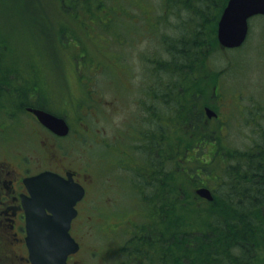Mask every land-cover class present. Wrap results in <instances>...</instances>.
Instances as JSON below:
<instances>
[{
    "label": "trees",
    "instance_id": "1",
    "mask_svg": "<svg viewBox=\"0 0 264 264\" xmlns=\"http://www.w3.org/2000/svg\"><path fill=\"white\" fill-rule=\"evenodd\" d=\"M55 1L63 10L76 9L72 16L79 26L101 39L129 73L136 66L137 43L146 39L151 44L149 54L141 56L146 83L139 88L148 97L136 104L150 107L154 122L132 119L120 138L124 157L136 161L122 166L129 171L124 179L127 204L117 205L112 215L121 219L106 225L111 246L105 247L104 259L112 264H264V76L243 68L237 57L231 63L223 61L230 56L219 55L217 21L227 0ZM68 29L63 27L59 41L77 70L94 68ZM260 37L256 49L261 57L264 24ZM1 69L0 109L7 108V116L10 109L44 108L41 98L25 105L29 92H22L16 79L7 81ZM228 76L240 91L225 115L227 124L218 121L219 105L211 99L233 88ZM40 87L30 93L47 95ZM205 106L217 118L206 117ZM239 125L253 126L258 134L244 147L220 133L223 126ZM116 142L105 144L113 150ZM138 151L143 155L136 157ZM198 186L212 190L211 201L195 193Z\"/></svg>",
    "mask_w": 264,
    "mask_h": 264
},
{
    "label": "rangeland",
    "instance_id": "2",
    "mask_svg": "<svg viewBox=\"0 0 264 264\" xmlns=\"http://www.w3.org/2000/svg\"><path fill=\"white\" fill-rule=\"evenodd\" d=\"M77 12L72 8L63 10L55 0H0V69L6 70L1 75L7 81L16 79L13 83L19 85L22 92H29L25 105H33L41 98L42 109L63 117L70 127L68 135L57 137L36 122L35 116L25 107L10 109V116H7V108L0 109V168L3 170L0 184L10 183L9 180L13 184V190L0 186V201L6 202L3 207L12 203L8 200L19 189L13 179L20 174L24 176L46 168L75 171L77 180L88 190L78 203L79 217L70 230L81 248L71 256L69 264H112L104 259L105 247L111 246V239L105 236L106 225L121 219L112 214L117 211V205L127 204L124 179L129 171L122 166L136 161L134 157H130L131 161L124 157L120 138L132 125V119L138 118L139 124L142 120L144 125L154 122L151 108L136 104L148 97L144 94L146 90L142 92L139 88L143 80L146 83L141 71V56L149 54L150 43L146 39L137 43L136 66L129 73L124 65L113 59L112 50L103 48L101 39L88 35L79 26L72 16ZM79 13L85 14L83 10ZM263 24L262 17L253 16L245 41L248 47L245 42L244 47H238L241 48L239 51L221 46L219 55L230 56L223 61L233 63L237 57L243 68H254L256 75L264 76V56L261 54L260 57L256 49ZM63 27L70 28L66 32L73 41L81 44L82 52L89 55L94 68H87L84 73L77 70L69 49L59 41ZM104 68L106 72H102ZM239 75L243 76V69ZM38 78L41 83L36 82ZM226 82L233 88H227L223 95L213 96L211 101L217 100L219 105L216 108L218 121L228 124L225 115L231 113L240 89L231 76ZM39 87L47 95L30 93V88L36 90ZM3 102L8 106L6 101ZM220 133L227 135L228 141L243 147L251 142V136L258 135L253 126L247 125L226 129L223 126ZM116 140L117 148L113 150L105 144ZM143 153L138 151L135 155L142 156ZM8 170H14L15 174H5ZM12 218L13 214L7 215L9 222ZM12 232L13 229L0 224V264H26V252L11 238Z\"/></svg>",
    "mask_w": 264,
    "mask_h": 264
},
{
    "label": "water",
    "instance_id": "3",
    "mask_svg": "<svg viewBox=\"0 0 264 264\" xmlns=\"http://www.w3.org/2000/svg\"><path fill=\"white\" fill-rule=\"evenodd\" d=\"M264 15V0H227L217 21L216 37L220 46L233 49L243 45L249 33V19ZM25 109L58 136L69 132L63 117L43 109L27 106ZM208 118L217 113L204 108ZM73 172L65 176L43 170L23 179L26 194H21L25 213V243L30 264H68V256L77 252L79 243L70 233L71 222L77 215L76 204L85 194L83 185L73 179ZM196 193L211 200L207 187Z\"/></svg>",
    "mask_w": 264,
    "mask_h": 264
},
{
    "label": "flooded vegetation",
    "instance_id": "4",
    "mask_svg": "<svg viewBox=\"0 0 264 264\" xmlns=\"http://www.w3.org/2000/svg\"><path fill=\"white\" fill-rule=\"evenodd\" d=\"M216 96H220V94H218ZM217 116H218V114H217ZM217 116L210 118V120H212L213 118H217ZM36 122H38V121H36ZM46 169H48V168H46ZM46 169H43V170H46ZM48 170L55 171V172H57V173H59L60 175H63V176L65 175L66 171H72L74 173V176H73L74 179L76 181H78L77 180V173L75 171H73V170H63V171L54 170V169H48ZM40 171H42V170H40ZM40 171H37L35 173H31V174H26L24 176L22 174H20V177L16 176L13 179V181H14V184L17 185L16 187H18L19 189L16 190L12 196H10V200H8V201L12 202V203H10L9 205H6L5 207H3L6 202L5 201H0V203H1L0 207H3V210L0 209V224L1 225H5L6 228L13 229V232L11 234L12 235L11 238L15 239L19 243V245L22 246L23 249L25 250V252H26V260H24V261L26 262V264H30V262L28 261V250H27V246H26V243H25V234H26V230H25V213H24V208L22 206V201H21V197L20 196H21V194H26L27 193V190H26L24 182H23L24 177L36 174V173H38ZM0 172H3V170L1 168H0ZM5 174L13 175V174H15V171L14 170L13 171L8 170V171H6ZM9 181H10V183H3V184H0V186L2 188L6 187L7 189L13 190V184L11 183V180H9ZM198 187H201V186H198ZM206 187H208V186H206ZM201 199L202 200H206L204 198H201ZM206 201H211V200H206ZM77 206H78V204H77ZM6 207H10V209L8 210V209H6ZM7 211H10V212H7ZM8 214H13V216H14V218H12L10 222L7 219V215ZM78 216H79V209H78V215L72 220L71 229L70 230H72L74 220H76V218H78ZM0 237H1V235H0ZM74 254H71L68 257V264H69V260L71 259V256L74 255ZM7 258H8V256H7ZM8 264H12V263L9 262Z\"/></svg>",
    "mask_w": 264,
    "mask_h": 264
}]
</instances>
